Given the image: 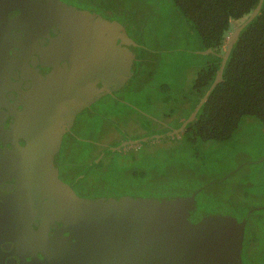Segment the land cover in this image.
I'll list each match as a JSON object with an SVG mask.
<instances>
[{"label":"water","instance_id":"water-1","mask_svg":"<svg viewBox=\"0 0 264 264\" xmlns=\"http://www.w3.org/2000/svg\"><path fill=\"white\" fill-rule=\"evenodd\" d=\"M28 1L36 37L38 32L42 41L50 40L48 47H38L42 50L41 67L46 75L40 73L43 82L35 88L36 99L50 106L44 116H34L31 144L18 147V152L23 153V164L29 169L26 171L23 165L20 170L21 176L28 179H24L19 189L31 193V213L47 220L60 219L71 231L70 237L65 238L71 240L70 249L87 251L94 264L111 254H117L120 264H243L247 220L201 214L195 193L171 199L85 198L60 179L59 152L64 135L78 113L130 79L139 45L124 25L94 11L78 10L61 0ZM263 3L260 0L253 13L227 38L226 52L208 93L172 136L179 135L195 120L201 106L222 81L232 48L241 32L258 16ZM202 53L209 54L212 50ZM26 134L19 133L28 142ZM167 135L157 136L161 139ZM20 137L13 143L22 141ZM151 138L126 142L124 146ZM9 158L10 155L6 157ZM8 171L13 176L14 170ZM16 198L0 197V209L3 211V204L12 199L10 206H17ZM5 216L8 222L3 225L0 216V236L14 239L18 225H14L12 209L7 207ZM24 225L18 226L22 232L26 231ZM73 234L79 243H73ZM72 254L74 261L78 260L79 255Z\"/></svg>","mask_w":264,"mask_h":264},{"label":"rangeland","instance_id":"rangeland-1","mask_svg":"<svg viewBox=\"0 0 264 264\" xmlns=\"http://www.w3.org/2000/svg\"><path fill=\"white\" fill-rule=\"evenodd\" d=\"M64 1L78 10H91L124 25L139 45L138 57L145 63L137 62L131 80L125 87L113 90V95H107V104L96 100L97 110L86 109L78 116L74 129L84 136L80 138L84 141L78 142L75 134L66 137L70 144H76L68 150V155L79 166L80 177L91 171V177L97 182H89V177L86 181L88 185L96 184L93 193L101 190L100 194H106L111 187L123 185L128 188H120L116 191L118 194L123 191L142 194L144 186L140 181H133L137 170L145 172L147 180L152 175L156 177L155 181L163 189L168 186L165 191L182 193L181 197L195 193L199 212L211 213L210 204L217 210L213 214L247 220L242 263L264 264V127L261 122L252 116L243 118L233 139L226 143L195 142L171 135L191 115L188 116L193 101L190 92L200 69L195 63L206 59L200 57L204 51L192 21L174 0ZM158 134L168 135L160 139ZM146 138L151 139L129 143L130 151H120L128 145L124 143ZM100 162L101 165L91 168ZM63 172L68 174L65 167ZM206 180L213 183L203 191L198 187H204ZM248 224L255 231L247 229ZM254 234L253 241H246Z\"/></svg>","mask_w":264,"mask_h":264},{"label":"flooded vegetation","instance_id":"flooded-vegetation-1","mask_svg":"<svg viewBox=\"0 0 264 264\" xmlns=\"http://www.w3.org/2000/svg\"><path fill=\"white\" fill-rule=\"evenodd\" d=\"M61 2L71 5L68 4V1L63 0ZM35 31L34 24H31V1L0 0V197L3 200L10 196H16V203H18L17 206H10V203H13L12 199L11 202L8 201L3 204L5 208H3V211L0 209L1 225L8 222L5 216L7 207L12 209L14 213V225H26L25 232H22L17 226V237H14V239L0 236V264H94L92 262L94 259L89 258L87 251L83 252L75 248L76 252L72 248L71 251V246L69 247L71 240L65 239L70 237L71 231L60 219L50 218L47 220L35 216L34 212L31 213V193L25 190L20 192L19 189L24 179H28V177L21 176L20 170L25 166V162L23 164V158L21 157L23 153L18 152V147H20V144L23 147L31 144V127L33 128L36 121L34 116H44L45 109L50 106L46 102L38 101L35 95V88L41 86L43 82V75L40 73L46 75V71L41 67L42 50L38 47H48L50 40L42 41L43 36H39L37 32L36 37ZM137 54L134 66L141 63L138 62L139 57H137ZM127 82L120 88L125 87ZM114 91L111 94L102 96L97 102L104 101L107 104L109 99H106V96L113 95ZM95 104L97 103H91L78 113L70 131L62 139L58 164L60 179L71 185L79 196L85 198L131 197L144 200L157 199L140 194L125 193V191L118 194L112 189L106 194H100L101 190L93 193L92 188L96 184L92 182L88 185L87 179L83 180L86 174L80 177L81 174L77 170L79 166L68 155V150L71 151L76 144L72 142L70 144L69 139H66V137L70 136L68 134L73 136L76 133L74 128L79 119L78 116L84 114L86 109L94 112L93 109H96ZM23 130L30 134L23 133ZM18 131L20 135H27L26 139L29 144L20 137ZM17 137H20L22 141L14 144L13 140ZM8 155H10V158L6 159ZM25 160L31 161L27 158ZM64 167L68 173L67 175L63 172ZM24 168L29 172L26 166ZM8 170H14L13 176ZM89 178V182L94 181L91 174ZM118 187L111 188L119 190L123 188V185ZM126 188L128 187L123 189L126 190ZM73 235V243H79V239H76L75 234ZM68 251H71V253H68ZM97 251H101V249H97ZM72 253H76L77 257L79 255L78 260L74 261ZM100 262L99 264H120L121 261H119L117 254H111Z\"/></svg>","mask_w":264,"mask_h":264},{"label":"trees","instance_id":"trees-1","mask_svg":"<svg viewBox=\"0 0 264 264\" xmlns=\"http://www.w3.org/2000/svg\"><path fill=\"white\" fill-rule=\"evenodd\" d=\"M259 1L174 0L181 12L192 21L200 36L202 50H212V53L200 56L205 57V60H199L195 63L200 69L190 92L193 101L188 116L213 84L221 65L222 55L226 52L227 38L253 13ZM138 62L145 65L141 59ZM248 116L257 118L264 127V3L258 16L241 32L238 41L232 48L224 68L222 81L214 88L206 102L201 106L195 120L190 122L177 136H179V139L185 137L195 142L226 143L233 139L241 126L243 118ZM185 120L183 119V121ZM75 135L77 141H84L80 139L84 136L78 133H75ZM129 147L126 146L120 151H130ZM99 165H101V162L92 165L91 168H96ZM90 173L91 171L89 175ZM134 174L133 181H140L144 186V190L140 195L157 199H171L178 197V195L182 196L180 195L182 193L176 194L165 191L168 186L163 189L155 181L157 178L153 175L150 180H147L145 172L134 170ZM89 175L86 174L83 180L88 179ZM212 183L211 180H206L203 184L204 187L198 188L204 191L207 185ZM111 189L114 192L117 191L115 188ZM160 190L165 191V193H161ZM175 191L178 192V189ZM196 200H198V197H196ZM209 207L211 213L206 215L217 212L210 204ZM247 229L254 230V227L248 224ZM254 237L255 234L246 241H253Z\"/></svg>","mask_w":264,"mask_h":264}]
</instances>
